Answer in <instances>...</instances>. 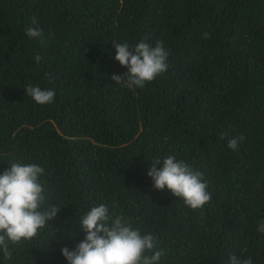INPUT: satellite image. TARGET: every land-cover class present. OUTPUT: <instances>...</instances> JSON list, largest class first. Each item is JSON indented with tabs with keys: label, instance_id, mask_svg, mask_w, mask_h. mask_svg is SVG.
I'll return each mask as SVG.
<instances>
[{
	"label": "trees",
	"instance_id": "obj_1",
	"mask_svg": "<svg viewBox=\"0 0 264 264\" xmlns=\"http://www.w3.org/2000/svg\"><path fill=\"white\" fill-rule=\"evenodd\" d=\"M143 38L169 48L168 70L116 83L128 69L113 41ZM169 155L208 181L202 208L154 187L147 173ZM15 162L44 168L41 210L60 209L0 264H68L62 247L100 204L156 235L159 264H264V0H0V173Z\"/></svg>",
	"mask_w": 264,
	"mask_h": 264
},
{
	"label": "clouds",
	"instance_id": "obj_2",
	"mask_svg": "<svg viewBox=\"0 0 264 264\" xmlns=\"http://www.w3.org/2000/svg\"><path fill=\"white\" fill-rule=\"evenodd\" d=\"M32 23L38 25L35 17ZM25 33L29 38H37L42 37L43 30L30 26ZM208 35L204 33L205 38ZM149 43L147 38H143L130 47L127 42L113 41L115 59L128 71L124 75L114 74L111 79L116 83H126L129 88H142L146 82L166 72L169 68V48L165 49L162 42H157L155 47ZM34 59L40 62L42 57L36 55ZM25 92L37 104L54 102L55 90L28 86ZM243 139V136L229 139L228 147L237 150L239 141ZM44 171L35 163L15 162L0 173V249L6 259H11L12 255L9 242L16 244L33 239L60 209L52 206L41 210L45 195L40 176ZM93 173L97 171L89 175ZM147 174L157 190L167 187L192 209L202 208L211 200L212 193L207 191L208 181L203 173L173 155L153 161ZM133 227L124 217L113 216L106 205L94 206L80 217L78 229L85 233L84 239L77 242L74 249L62 247V255L68 264H159L164 251L157 249L156 235L141 234L139 229ZM257 231L264 234V222L257 225ZM229 259L230 264H252L250 257L241 259L233 254Z\"/></svg>",
	"mask_w": 264,
	"mask_h": 264
}]
</instances>
